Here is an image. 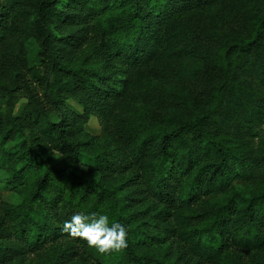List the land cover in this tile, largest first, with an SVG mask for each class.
Wrapping results in <instances>:
<instances>
[{"label": "trees", "instance_id": "trees-1", "mask_svg": "<svg viewBox=\"0 0 264 264\" xmlns=\"http://www.w3.org/2000/svg\"><path fill=\"white\" fill-rule=\"evenodd\" d=\"M0 264H264V0H0Z\"/></svg>", "mask_w": 264, "mask_h": 264}, {"label": "clouds", "instance_id": "clouds-1", "mask_svg": "<svg viewBox=\"0 0 264 264\" xmlns=\"http://www.w3.org/2000/svg\"><path fill=\"white\" fill-rule=\"evenodd\" d=\"M63 231L72 237L86 241L90 248L98 253L118 251L127 246V228L104 212L74 213L69 220L64 221Z\"/></svg>", "mask_w": 264, "mask_h": 264}, {"label": "rangeland", "instance_id": "rangeland-1", "mask_svg": "<svg viewBox=\"0 0 264 264\" xmlns=\"http://www.w3.org/2000/svg\"><path fill=\"white\" fill-rule=\"evenodd\" d=\"M25 104H26V100L24 98H18L16 100L15 112L17 114H20L22 112ZM67 104L70 107H72L73 109H75L77 111H81V107L77 103H75L74 101L68 100ZM85 129L90 134H99L101 132V126H100L99 121L97 120V118L95 116H91L89 122L85 125ZM59 160H60L59 156L54 158V162L56 164L60 163ZM2 194L6 200L11 201V202H15L18 199L17 194L10 189H3Z\"/></svg>", "mask_w": 264, "mask_h": 264}]
</instances>
